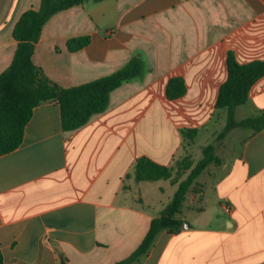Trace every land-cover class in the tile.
<instances>
[{"label": "crops", "instance_id": "crops-1", "mask_svg": "<svg viewBox=\"0 0 264 264\" xmlns=\"http://www.w3.org/2000/svg\"><path fill=\"white\" fill-rule=\"evenodd\" d=\"M41 3L0 0V75L17 50V22ZM84 36L91 42L71 52L68 41ZM229 51L240 64L264 60V0H89L54 15L33 61L61 88L112 75L138 55L146 72L113 91L108 109L74 131L63 130L57 101L36 107L21 146L0 154L4 264H116L130 257L178 188L170 180L137 182L135 163L145 156L174 165L192 145L183 130L200 132L227 114L216 103ZM174 77L184 80L186 94L170 100ZM242 107L246 118L264 112V77ZM216 169L188 192L182 229L162 231L132 264H264V128L249 134L222 173Z\"/></svg>", "mask_w": 264, "mask_h": 264}, {"label": "trees", "instance_id": "trees-1", "mask_svg": "<svg viewBox=\"0 0 264 264\" xmlns=\"http://www.w3.org/2000/svg\"><path fill=\"white\" fill-rule=\"evenodd\" d=\"M86 1L89 0H42L40 9H29L17 22L13 32L18 42L17 50L9 68L0 75V154H9L21 146L25 128L36 107L57 101L61 107L63 130L74 131L86 125L94 115L108 109L113 91L125 82L144 76L146 65L138 55L112 75L63 89L35 65L33 55L45 24L57 13ZM92 1L98 3L105 0ZM90 42V36L74 38L68 41V49L76 52ZM227 68L228 78L220 87L216 103L217 110L227 111V124L223 134L234 128L251 129L253 133L262 130L264 112L238 122L235 111L247 104L251 88L264 77V60L240 64L235 53L229 51ZM185 94L184 80L181 77L171 78L166 91L168 99L176 100ZM182 133L186 143L191 145L199 131L187 129ZM202 152L203 159L197 164H194L189 153L177 159L172 166L161 165L145 156L137 160L133 171L137 182L170 180L178 188L161 215L152 220L150 230L141 245L130 257L116 264H132L138 261L149 252L162 231L177 232L182 229L184 223L180 216L188 192L209 166L221 164L214 144L205 146ZM186 172H189L187 177L180 180L179 176ZM0 264H4L1 249Z\"/></svg>", "mask_w": 264, "mask_h": 264}, {"label": "rangeland", "instance_id": "rangeland-1", "mask_svg": "<svg viewBox=\"0 0 264 264\" xmlns=\"http://www.w3.org/2000/svg\"><path fill=\"white\" fill-rule=\"evenodd\" d=\"M246 113H248L246 108H239L235 116L236 121L240 122L244 120V118L247 116ZM226 124L227 114L225 112H219L215 116L214 121H212L203 130H200L192 145L187 146V153L191 155L194 164H197L203 159L202 150L209 144L215 145L216 155L221 159V164L211 165L208 167L209 169L213 170L217 168V172L222 173V171L218 169L219 167L223 166L224 163L230 165L236 160V158L239 157L244 142L246 141L249 134L253 131L251 129L234 128L223 134ZM208 168L206 171H208ZM206 171L204 173H206ZM188 173L189 172H186L185 174L179 176V179H185ZM204 173L202 175H204Z\"/></svg>", "mask_w": 264, "mask_h": 264}, {"label": "built area", "instance_id": "built-area-1", "mask_svg": "<svg viewBox=\"0 0 264 264\" xmlns=\"http://www.w3.org/2000/svg\"><path fill=\"white\" fill-rule=\"evenodd\" d=\"M226 213H230L232 211V208L228 205L225 206Z\"/></svg>", "mask_w": 264, "mask_h": 264}, {"label": "water", "instance_id": "water-1", "mask_svg": "<svg viewBox=\"0 0 264 264\" xmlns=\"http://www.w3.org/2000/svg\"><path fill=\"white\" fill-rule=\"evenodd\" d=\"M187 225H188V223L185 224V226H187Z\"/></svg>", "mask_w": 264, "mask_h": 264}]
</instances>
